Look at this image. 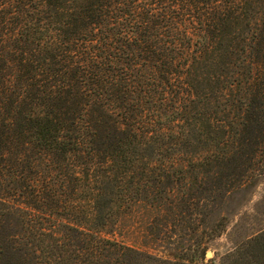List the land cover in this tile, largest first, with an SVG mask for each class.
Here are the masks:
<instances>
[{
    "label": "trees",
    "instance_id": "1",
    "mask_svg": "<svg viewBox=\"0 0 264 264\" xmlns=\"http://www.w3.org/2000/svg\"><path fill=\"white\" fill-rule=\"evenodd\" d=\"M23 10L18 33V24L13 28L8 23V27L0 30V60L6 50L5 38L13 39L17 43L13 49L21 50L19 61L23 72L19 82H12L8 77L10 73H4L16 57L0 68V129L6 130L8 140L24 136L28 146L25 150L33 153L29 160L35 166H48L47 169H56L64 159L79 156H83L88 164L90 161L84 159V151L93 154L98 144L106 145L105 157L97 161L101 165H110L104 172L107 175L99 177L109 178L88 179L96 181L89 183L88 189L97 188L101 197L113 178L127 181L129 192H133L131 182L145 163L142 151L152 144L138 139L135 129L124 133L125 140L107 135L104 141V135L95 125L98 119L92 117L94 105H100L111 116L123 109V114H117L130 117L128 114L136 113V110L141 115L134 118L136 122L162 115L165 118L162 120H175L181 114L183 125L188 123L192 128H184L177 138L186 139L193 130L197 131L195 139L203 142L205 148L203 159L211 163L240 145V135L249 127V115L253 110H261L255 120L264 117V57H261L263 54L260 58L255 57V48L264 44V0H25ZM187 45L196 47L192 61L203 66L204 76L200 81L198 72L195 74L198 66L194 65L189 66L186 75L196 79L197 85L204 82L213 90L206 98L201 97L205 92L193 99L184 97L183 89L166 85L167 82L160 80L152 68L150 73H136L139 62L146 64L152 60L156 68L164 58L172 57L170 54L175 56L181 50L185 52ZM173 66V62L169 64L171 71ZM180 73H184V69ZM193 84L186 86L190 96L196 94ZM121 86H124L123 90ZM129 98L134 99L129 101ZM78 104H83L81 109ZM205 105H214L213 112L221 108L231 114L229 125L216 128L211 114H207L195 126L183 114L187 108L195 110ZM167 108H174L171 115L163 113ZM148 120L156 122L153 118ZM257 126L264 130V118ZM156 145L155 150L163 162V152L169 145ZM98 150L101 152L102 149ZM259 155L263 156L264 162V145ZM10 177L16 180L11 173L7 179ZM51 181L56 182V179L50 174L48 182ZM112 196V201L117 204L119 195ZM8 200L5 196L0 197V228L11 223L13 215L16 218L21 213L14 227H23V230L20 235H15V248L22 242L26 251L30 250L36 237L48 249L54 247L52 238L56 240V237L53 232H48L53 224L38 223L30 211H25L22 205L10 204ZM79 207L72 205L71 209L74 212ZM104 207L111 210L108 204L104 203L102 210ZM111 214L101 217L97 214L100 221L92 224L89 232L78 229L82 240L87 242V252L90 255L99 253V260L94 264L126 254L120 252L122 246L118 243L98 235L110 225ZM39 225H43V229ZM37 231L39 236L31 235ZM41 231L45 233L41 234ZM17 236L21 237L20 241ZM77 241L71 242L76 243L70 245L72 250L51 257L53 259L47 264H67V254H82L84 250H80ZM251 247L248 253L254 261L247 253L244 262L237 260L238 263L264 264V232L255 237ZM5 249L6 245L0 243L1 258ZM122 258L113 264H123Z\"/></svg>",
    "mask_w": 264,
    "mask_h": 264
},
{
    "label": "rangeland",
    "instance_id": "2",
    "mask_svg": "<svg viewBox=\"0 0 264 264\" xmlns=\"http://www.w3.org/2000/svg\"><path fill=\"white\" fill-rule=\"evenodd\" d=\"M24 1L0 0V30L8 27L10 23L9 27L13 25V28L18 24L16 33L19 32L24 16ZM13 21L16 24H13ZM193 37L196 39V36ZM5 40L6 50L2 53L0 68L6 61L9 63L10 59L16 57L15 64L6 66L4 73H10L8 77L12 82H19L23 74L19 61L21 50L13 49L17 46L13 39ZM195 51L194 45H187L185 52L181 50L175 56L170 54L172 57L164 58L156 68L152 60L146 62L151 66L139 62L136 73H150L152 68L160 80L167 82L166 85L183 89L184 97L193 99L195 95H202L205 92L201 97L206 98L205 96L210 95L213 90L204 82L197 85L196 79H189L186 75L189 66L194 65L198 66L199 70L195 74L198 72L200 81L204 76L201 68L203 66L192 61ZM260 56L264 57L263 43L255 48V57ZM172 62L173 71L169 68ZM182 69L184 73H180ZM191 82L194 83L193 89L196 93L194 96H190V92L186 91V86ZM121 89L123 90L124 86H121ZM83 99L87 102L86 97ZM82 106L83 104H78V108L81 109ZM213 106L205 105L204 108L197 107L195 110L187 108L183 114L195 126L207 114H211L212 123L216 128L229 125L231 114L225 113L221 108L213 112L215 109ZM92 109H95L92 117L98 119L95 123L96 128L104 135V141L107 140V135L125 140L127 137L124 133L135 129L138 139L152 144L142 151L144 156L142 161L145 163L131 182L133 192H129L127 181L115 178L109 182L104 197L99 196L97 188L88 189L89 183L96 182H90L92 178L97 177L98 180L109 178L99 177L101 174L107 175V172H104L110 165H101L97 161L105 157L106 145L98 144L93 154H90L89 150L84 151L86 154L84 159L90 161L88 164L82 159L83 156H79L76 159H64L56 169L52 167L47 169L48 166L44 164L35 166L36 164L29 160L33 153L25 150L28 146L24 136L8 140L6 130L1 128L0 197H7L10 204L22 205L25 211H30L29 213L38 219V223L53 224L48 232H53L56 240L52 238L54 247L51 249L38 242L37 237L30 250L26 251L22 242L17 243L15 248V235L16 233L20 235L23 227L19 229L14 227L21 213L16 218L13 215L9 217L11 223L0 228V243L6 245L3 257H0V264H47L49 259H53L51 257L72 250L70 245L76 244L71 243L74 240H79L80 243L77 242L81 246L80 250L84 251L80 255L67 254L66 263L94 264L93 262L99 260V253L90 255L87 252L89 250L86 247L87 242L82 240V234L78 229L89 232L91 225L98 223L97 214L101 217L110 213H112V218L108 221L110 225L101 228L103 231L98 235L122 246L120 252L125 251L126 254L118 258L123 257V264H239L238 261L243 263L255 237L264 232V162L263 156L259 155L264 145V130L257 126L264 117L255 120L258 111L261 110H255L257 112L253 117L252 113L255 111L250 113V125L240 135L242 136L240 145L230 151L227 150L226 156L211 163L203 159L205 148L203 142L195 139L197 131L193 130L186 139L177 138L181 131H185L184 128H192L188 123L183 125L181 114L175 120H162L165 119L162 115L158 118L149 116L146 121L140 119L136 122L134 118L141 116L136 110L134 111L136 113L128 114L130 117H125L122 115L123 109H118L122 114L118 115L116 112L114 116L107 115L100 105H94ZM172 109L174 108L164 109L163 113L171 115ZM149 118L155 119L156 122H147ZM117 122L119 124L115 125ZM163 143L169 147L163 152L165 161L161 162L155 149L156 144ZM98 149H102L101 152ZM109 151V149L106 151L107 155ZM20 159L23 161L19 162ZM9 173L15 176L16 180H13L14 177L7 179ZM50 174L56 182H48ZM115 194L120 197L117 204L112 201L114 199L112 195ZM75 202L80 207L73 212L71 206L76 207ZM104 203L109 205L111 210H107L110 211L105 210V207L102 210ZM39 226L43 229V225ZM38 232H32L31 235L39 236ZM42 233L45 232L41 231ZM20 238L18 237L19 241ZM116 259L108 257L96 264H113ZM249 259L254 261L251 255ZM255 261L258 262L256 259Z\"/></svg>",
    "mask_w": 264,
    "mask_h": 264
}]
</instances>
